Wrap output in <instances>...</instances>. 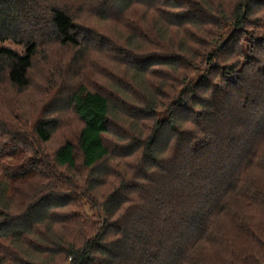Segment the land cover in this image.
<instances>
[{
	"label": "trees",
	"instance_id": "obj_1",
	"mask_svg": "<svg viewBox=\"0 0 264 264\" xmlns=\"http://www.w3.org/2000/svg\"><path fill=\"white\" fill-rule=\"evenodd\" d=\"M39 1L0 0V43L25 47L23 55L0 47V92L29 87L41 41L81 45L70 13L55 5L47 23ZM147 1L184 10L177 24L196 27L207 40L181 44L185 63L155 57L135 70H180L183 89L163 119L154 85L139 93L141 102H124L121 119L138 131L127 133L121 157L132 162L125 171L108 164L105 138L117 111L100 93L81 86L64 103L82 124L85 178L59 174L78 170L73 143L53 156L42 147L57 120L24 118L12 105L0 110V264H264V0ZM137 2L106 6L118 15ZM245 55L242 66H220ZM196 59L206 66L197 82L184 75L203 71ZM107 185L98 229L59 215L81 200L96 209L92 194ZM68 224L75 228L69 238L54 231Z\"/></svg>",
	"mask_w": 264,
	"mask_h": 264
},
{
	"label": "rangeland",
	"instance_id": "obj_2",
	"mask_svg": "<svg viewBox=\"0 0 264 264\" xmlns=\"http://www.w3.org/2000/svg\"><path fill=\"white\" fill-rule=\"evenodd\" d=\"M193 1L200 4L203 2ZM137 3L127 13L116 15L106 6V0H40L39 15L44 17L47 23L51 9L55 5L70 13L80 33L81 45L75 49L49 38L41 41L30 70L29 87L24 91H17L5 86L0 92V110H7L12 105L20 116L24 115L22 116L24 118L36 120L47 117L57 120L58 126L51 141L42 147L47 155L53 156L66 142L73 143L78 170L62 168L59 174L63 177L78 179L85 178L88 174L82 169L78 149L82 124L72 108H67L64 104L70 92L84 86L89 91L100 93L110 100L117 112L112 116L114 125L105 138L112 153L108 164L111 169L118 170L117 172L125 171V164L131 166L132 162L121 157L126 147L130 145L127 133L130 131L131 135L135 136L138 131L132 130L131 122L126 120L125 116L124 122L121 119L127 114L124 102L130 107L135 102H141L139 93L154 85L161 93L158 113L163 119L167 115L166 107L171 102H176L183 89L180 84L182 82L180 75H183V72L180 70L174 71L164 66H152L144 73H137L135 70L144 67L145 64L147 66L149 63L146 61H149L148 59L151 61L155 57H171L178 65L181 64V60L185 63L187 56L181 52V44L192 46L193 38L207 40L196 27L177 24L178 16L185 13L184 10L162 7L161 1L156 6L147 0H139ZM46 22L44 24H47ZM42 31L43 34H50L47 29L42 28ZM254 36L261 37L262 34L256 33ZM243 46L246 54L250 45L244 43ZM0 47H6L19 55L25 53L24 46L12 42L0 43ZM192 49L196 50L197 47L193 46ZM246 60L247 55L245 60L239 57L238 60L233 59L218 65L221 67L237 63L243 65ZM193 64L200 65L199 59L193 60ZM205 67L200 65L199 69L203 71L184 75L189 76V80L194 79L197 82L204 75ZM140 123V126L147 124ZM112 183L114 187L115 182ZM111 191L112 186L107 185L92 194L96 209L79 200L80 202L69 209L60 211L59 215L71 219V222L80 223L82 228L90 225L98 229L103 218L100 206ZM74 229L72 224H68L65 228L57 226L54 231L69 238L74 234Z\"/></svg>",
	"mask_w": 264,
	"mask_h": 264
}]
</instances>
